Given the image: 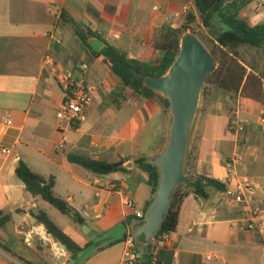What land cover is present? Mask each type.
Here are the masks:
<instances>
[{
  "label": "crops",
  "instance_id": "0c3cea01",
  "mask_svg": "<svg viewBox=\"0 0 264 264\" xmlns=\"http://www.w3.org/2000/svg\"><path fill=\"white\" fill-rule=\"evenodd\" d=\"M251 1L240 7V17L252 26L264 24V5L255 0L254 7ZM184 6L197 13L194 0H0V148L11 150H0V213L11 216L0 226V264H124L127 239L134 236L138 219L126 201H135L145 212L154 197L136 160L152 161L161 154L171 116L159 101L135 96L114 75L111 64L82 43L63 14L90 29L104 46L107 42L130 58L155 63L162 56L156 45L160 31L183 24L187 13L180 18L175 14ZM214 24L221 29L220 21ZM249 49L263 54L264 49L239 48L249 71L264 81V67L244 56ZM65 70L96 88L87 120L78 126L58 118L65 96L55 74ZM220 93L211 88L212 106L201 101L186 170L228 187L249 178L257 188L252 207L259 208L264 219V100L237 99L239 116L252 124L234 135L228 131L230 115ZM69 153L125 160V169L98 175L69 161ZM237 154L241 160L231 167L228 161ZM21 160L45 178L54 176L55 193L98 232L89 238L67 216L72 224L60 227L83 248L75 257L31 215L40 209L53 219L47 202L27 191L17 176ZM246 225V208L231 195L209 188L207 198L190 194L184 199L176 231L156 251L155 241L152 254L160 264H264V232Z\"/></svg>",
  "mask_w": 264,
  "mask_h": 264
},
{
  "label": "trees",
  "instance_id": "16d2710c",
  "mask_svg": "<svg viewBox=\"0 0 264 264\" xmlns=\"http://www.w3.org/2000/svg\"><path fill=\"white\" fill-rule=\"evenodd\" d=\"M194 1L197 13L189 11L185 16L183 24L179 27H165L160 31V40L157 41L156 45L162 56L155 63H147L130 58L126 51L107 42L100 51L96 52L90 46L87 35L89 33L95 36V34L90 29L83 28L82 24L73 20V18H67L66 13L63 14V19L73 26L82 43L95 56H102L111 64V70L114 75L126 87L131 89L135 96L157 100L163 105L166 111H169V100L155 90L147 87L142 80H139L137 72L145 76L163 75L169 69L179 51L180 39L184 31L191 30L200 39L197 28L198 21L200 20L202 27L208 29V31L211 30L208 39L210 47L207 48L217 61L216 68L207 77L203 93H206V87H210L224 93L232 101H237L240 97L251 101H263V77L253 71H249L248 65L243 60L239 48L247 46L264 49V24L252 26L241 18V8L237 9L239 0H236L230 6L227 4L229 0ZM216 20L220 21L224 27L221 29L216 28L214 24ZM68 160L98 175H108L125 169L123 167L125 160L108 162L84 157L77 153H69ZM136 163L146 172L148 184L152 188L153 195H155L160 177L158 166L147 158H138ZM186 173L193 178V181L179 185L176 188L165 220L153 240L148 243V253L142 255L134 264H160L153 257V243L163 235H170L176 231L179 222L180 207L186 197L194 194L207 198L209 188H215L220 191L227 189V184L216 178L206 175L192 176L187 170ZM16 174L25 183L27 191L34 197H38L49 203L63 215L68 216L74 222L78 223L77 218L80 216L79 212L68 200L55 193L54 176L45 178L35 172L23 160L19 162L16 168ZM30 213L39 223L45 226L49 234L72 253V257H75L77 252L83 249L46 211L38 209ZM10 219L11 216L6 215L2 217L0 213V226L4 225ZM142 242L143 239H135L136 251H139V245Z\"/></svg>",
  "mask_w": 264,
  "mask_h": 264
},
{
  "label": "water",
  "instance_id": "95a60500",
  "mask_svg": "<svg viewBox=\"0 0 264 264\" xmlns=\"http://www.w3.org/2000/svg\"><path fill=\"white\" fill-rule=\"evenodd\" d=\"M248 1L239 0L237 9ZM87 35L90 46L96 52L104 47L101 39L89 33ZM216 66L217 61L208 48L193 31L186 30L181 36L173 63L163 75L145 76L137 72L139 80L169 100L171 116L167 144L161 154L152 159L160 174L157 192L147 204L144 217L137 219L133 227L135 239H143L139 245L141 255L148 253V243L165 220L176 188L193 181L186 173L188 143L207 77ZM77 221L89 238L94 239L98 235L81 216Z\"/></svg>",
  "mask_w": 264,
  "mask_h": 264
},
{
  "label": "built area",
  "instance_id": "2783aa9c",
  "mask_svg": "<svg viewBox=\"0 0 264 264\" xmlns=\"http://www.w3.org/2000/svg\"><path fill=\"white\" fill-rule=\"evenodd\" d=\"M264 5L263 0H258V6L262 7ZM189 10L188 6H184L182 12H177L175 14L176 18L182 17L183 13H187ZM56 42H61L59 38H55ZM160 51V50H159ZM161 53V52H160ZM56 79L59 82L61 88L63 89L65 100L58 111V118L61 121H66L69 125L78 126L87 120V109L91 106L95 94L96 88L87 84L84 78L78 77L74 71H56ZM240 105L237 104V109L235 110L234 116L230 118L228 124V131L234 135H240L243 133L248 125V120L242 119L239 116ZM6 123L10 124V118L6 119ZM261 123L264 125V118L261 119ZM65 140L59 144V147H63ZM1 152L4 154H9L11 150L6 147L0 148ZM241 160V156L237 154L233 159H230L229 165L232 167L236 165L237 161ZM257 188L255 184L249 179L244 178L237 183L236 186L228 187L225 191H220V195H231L236 202L242 204L246 208V222L247 229L258 231L260 233L264 232V219L261 216V210L259 208L252 207V203L255 200ZM126 205L138 218H143L145 212L140 210L135 201L128 199ZM168 234L163 235L160 239L155 242V251L159 248L165 247ZM127 249L125 252L124 264H134L137 259L142 255L140 251L135 249V237L130 236L127 239ZM212 256H208L211 259Z\"/></svg>",
  "mask_w": 264,
  "mask_h": 264
},
{
  "label": "rangeland",
  "instance_id": "374dc122",
  "mask_svg": "<svg viewBox=\"0 0 264 264\" xmlns=\"http://www.w3.org/2000/svg\"><path fill=\"white\" fill-rule=\"evenodd\" d=\"M251 3H252V6H254V7L257 6V2L255 0L251 1ZM197 25H198L197 26L198 35H199L201 41L203 42V44L206 47H210L209 40H208L209 37H210V33H209L208 29L202 27L200 23L197 24ZM222 27H224V26L222 25ZM243 53H244V56H246L247 58H250V60H253L254 63L256 65H258L259 68L261 66L264 67V54H263L262 51L250 50L249 49L248 51L245 50ZM205 89H206V93H202L201 101L204 102V104H208L209 106H212V105H214L213 102H209V100H208V94L211 93V88L210 87H206ZM220 94L222 95L220 98H221V100H223V107L228 112V114L230 115V118H231L232 116H234L235 110L237 109L236 101H232L224 93H220ZM213 98H216V99L219 98L218 94L213 93ZM211 111H212V109H211ZM247 120H248V125H247V128H248V127L251 126L252 121L250 119H247ZM260 122H261V120H260ZM47 205L51 209L50 211H51V214L53 216L54 221L59 226L66 228L68 225L72 224V221L66 215H63L61 212H59L55 207H53L49 203H47ZM74 224L76 225L77 228L80 229V224L79 223L74 222ZM79 234L82 236V232L81 231H79Z\"/></svg>",
  "mask_w": 264,
  "mask_h": 264
}]
</instances>
